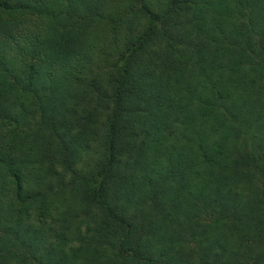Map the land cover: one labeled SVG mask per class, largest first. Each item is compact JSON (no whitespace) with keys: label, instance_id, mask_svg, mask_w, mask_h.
I'll return each mask as SVG.
<instances>
[{"label":"trees","instance_id":"1","mask_svg":"<svg viewBox=\"0 0 264 264\" xmlns=\"http://www.w3.org/2000/svg\"><path fill=\"white\" fill-rule=\"evenodd\" d=\"M0 264H264V0H0Z\"/></svg>","mask_w":264,"mask_h":264}]
</instances>
